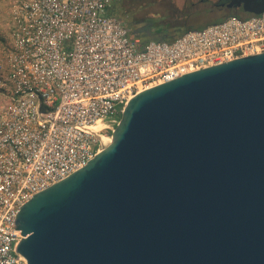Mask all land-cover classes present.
Instances as JSON below:
<instances>
[{
	"label": "water",
	"instance_id": "obj_1",
	"mask_svg": "<svg viewBox=\"0 0 264 264\" xmlns=\"http://www.w3.org/2000/svg\"><path fill=\"white\" fill-rule=\"evenodd\" d=\"M17 228L27 264H264V52L136 93Z\"/></svg>",
	"mask_w": 264,
	"mask_h": 264
},
{
	"label": "built area",
	"instance_id": "obj_2",
	"mask_svg": "<svg viewBox=\"0 0 264 264\" xmlns=\"http://www.w3.org/2000/svg\"><path fill=\"white\" fill-rule=\"evenodd\" d=\"M114 1L11 2L0 49V264H27L17 250L21 207L87 165L136 93L264 52V12L144 39Z\"/></svg>",
	"mask_w": 264,
	"mask_h": 264
},
{
	"label": "flooded vegetation",
	"instance_id": "obj_3",
	"mask_svg": "<svg viewBox=\"0 0 264 264\" xmlns=\"http://www.w3.org/2000/svg\"><path fill=\"white\" fill-rule=\"evenodd\" d=\"M124 2L125 0L114 1L113 10H116L115 14L124 18L132 34L138 35L144 39H169L173 33H175L176 28L183 25V23H181L176 26L164 25L160 29L155 28L153 23L149 22L153 17L138 18L130 14L128 10L124 9ZM177 2L178 5L182 4L181 7H193L192 11L186 14L187 22L189 19L190 21H203V23L199 24L202 26L221 21L234 14L242 17L252 14L244 9L242 0H177ZM198 4L201 5V7H198Z\"/></svg>",
	"mask_w": 264,
	"mask_h": 264
},
{
	"label": "rangeland",
	"instance_id": "obj_4",
	"mask_svg": "<svg viewBox=\"0 0 264 264\" xmlns=\"http://www.w3.org/2000/svg\"><path fill=\"white\" fill-rule=\"evenodd\" d=\"M11 2L12 0H0V49L6 47L10 41L8 25ZM181 5H178L177 0H125L123 4L125 10H128L130 14L138 18L153 17L149 22H152L155 28L158 29L164 25H177L181 23H183L184 27L188 25H192L195 28L203 27L199 25L203 21H190L189 19L187 22L186 14L191 12L193 7H181ZM198 7H201V5L198 4ZM115 11L112 9L113 13H116ZM112 132V130L107 131V137L112 139Z\"/></svg>",
	"mask_w": 264,
	"mask_h": 264
},
{
	"label": "trees",
	"instance_id": "obj_5",
	"mask_svg": "<svg viewBox=\"0 0 264 264\" xmlns=\"http://www.w3.org/2000/svg\"><path fill=\"white\" fill-rule=\"evenodd\" d=\"M192 28H195V27L192 25H188L187 27H184V25H182L181 27H177L175 33H173V35L169 39L170 40L174 39L175 37L179 36L180 34L184 33L185 31H187L189 29H192Z\"/></svg>",
	"mask_w": 264,
	"mask_h": 264
},
{
	"label": "bare ground",
	"instance_id": "obj_6",
	"mask_svg": "<svg viewBox=\"0 0 264 264\" xmlns=\"http://www.w3.org/2000/svg\"><path fill=\"white\" fill-rule=\"evenodd\" d=\"M102 124H97L96 126H95V128H98V127H100ZM103 138H104V146L105 145H107L109 142H110V140H111V138H109V137H107V135H104L103 136Z\"/></svg>",
	"mask_w": 264,
	"mask_h": 264
}]
</instances>
